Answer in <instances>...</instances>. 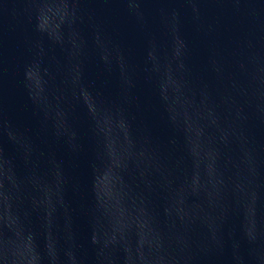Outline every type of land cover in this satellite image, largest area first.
<instances>
[{"label":"water","instance_id":"water-1","mask_svg":"<svg viewBox=\"0 0 264 264\" xmlns=\"http://www.w3.org/2000/svg\"><path fill=\"white\" fill-rule=\"evenodd\" d=\"M0 264H264V0H0Z\"/></svg>","mask_w":264,"mask_h":264}]
</instances>
